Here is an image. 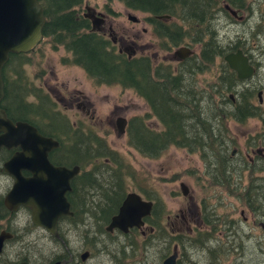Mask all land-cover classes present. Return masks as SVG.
Wrapping results in <instances>:
<instances>
[{"label": "flooded vegetation", "instance_id": "flooded-vegetation-1", "mask_svg": "<svg viewBox=\"0 0 264 264\" xmlns=\"http://www.w3.org/2000/svg\"><path fill=\"white\" fill-rule=\"evenodd\" d=\"M254 2L264 6V0H211L209 21L201 29L208 32L212 40L218 42L217 50L219 51L217 54L212 53L207 58L208 62L204 61L206 58L200 55L202 48L198 38L200 32L188 29L182 21L177 18L174 19L169 14L151 15L143 12L147 14L143 19L134 15L136 21H133L129 18L128 12L127 18L134 23H139L141 28L134 26L127 30L125 27H114L112 22H109L111 18L109 13H115L111 8L104 6V10H101L86 2L87 4L85 3L83 9L85 10L84 13L87 11L86 8L90 7L96 16L94 18L102 19L99 25L100 29L93 30L91 20L87 18L90 20L91 30L103 35L108 33V38L119 53L125 54L128 59H146L150 65L152 76L158 73L165 78L167 71H169V75L174 78L177 77V81L181 83L179 86L181 93L186 95L191 92L193 94L192 106H198L199 94L209 95L211 112L208 116V122L211 126V133L215 136L211 138L210 143L213 154L205 163L201 158V152H192L187 148H180L191 154H197L204 165L203 171L209 176L213 193L217 190V194H211L214 200L201 199L199 205H196L194 201H188L185 206L181 205L178 209L179 213L174 215L172 224L175 228L172 230H168V223L163 220L165 213L167 220L171 218L166 211V206L164 204L158 206L161 201L155 202L152 199H145L141 195L143 199L152 202L150 213L142 218L141 226H132L124 231L115 226L108 227L122 204V202L119 204L115 212V168L112 185L114 198L112 200L93 199L96 194L90 190L88 194L91 199H80L77 187L74 186V181L81 172V168H79L78 173L70 179V190L65 192L72 214L59 216L56 225L57 234L53 235L46 228L33 223L31 208L28 206L19 205L13 210L7 207L4 198L14 182V177L2 170L0 175L10 177L11 183L4 192H0V233L6 231L11 233V236L4 240L0 254L4 251L6 244L14 240L15 230L24 235L25 231H21L19 224H14L18 220L17 214L24 212L28 216L29 225L43 230L50 241L56 246L61 247L62 245L64 249L63 253L55 254L44 264H54L57 261L60 264H94L95 262L99 264V261L100 264H150L149 262L152 263L151 247L161 245L160 243L164 245L165 242V247L161 248L164 251L156 254L158 255L156 264H163L169 256L174 254L175 264L190 262L196 264L189 259L192 248L199 246L201 251L200 247L205 243L207 244L210 239L220 244H226L230 234H236L234 228L240 230L239 238L225 249L226 253L221 254L217 260L213 259L214 264H264V84L255 82L257 77L264 78V46L258 40V31H261L259 28L264 25H256L254 34H249L250 38L222 39L219 35L222 25L223 28L230 26L236 29V36L242 35L240 30L245 28L238 27V25H245L254 15ZM155 21L162 23L157 25L160 31L156 29ZM143 24H146L148 28ZM169 27L174 28L175 31H170ZM217 32V36L220 38L214 36ZM144 35L150 38L144 41ZM152 35L159 39V43H155V40L151 38ZM198 44H200V49L198 53H195L193 47ZM155 46L158 47V50L151 54L148 53V47L152 49ZM180 47L189 48L191 53L187 55L175 54V51ZM160 49L166 54L160 56ZM238 50H241L247 57L248 64L252 67L250 76L239 77L225 59L227 54L235 53ZM200 73L210 75L208 83H203L204 79L199 78ZM230 77L233 79V84L227 83L225 85L227 78ZM168 81L173 85L172 80ZM21 83L22 79L20 84L18 83L15 87L16 90H22L23 102L38 105L40 101L38 89L40 87L33 80H30L28 89L32 90L27 93L28 91H23ZM20 85L21 87H19ZM97 85L113 86L115 84ZM49 90L54 92L58 89ZM251 92L255 93L252 101L247 99V95ZM4 97L7 104L5 111H7L8 116L13 121L29 122L24 119L27 118L25 115L29 113V110H25L23 107L19 109L10 108V94H5ZM59 100L67 101L70 107L81 108L87 115L90 114V119L95 120L94 110L91 109L94 106L93 102L89 100L83 90L73 88L67 95H62ZM146 104L149 108L148 112H150V107L147 102ZM185 105L188 106L189 104L186 102ZM113 112L115 113V109ZM119 118L125 117L119 115L110 121L117 136ZM154 118L156 119V117ZM125 119L127 120V128L129 118ZM249 120H255L256 124L247 130L245 126ZM147 124L149 125V123ZM82 130L86 136L101 137L94 130ZM123 135H126V130ZM58 148L59 146L49 151V161L54 165L72 167L73 165H68L62 161ZM19 149V147H1L0 166ZM219 157L224 160L221 168L226 166V169L224 177L217 181L214 177L221 169L218 166ZM21 173L24 177L31 176L28 170H22ZM83 186L84 184L80 187L83 188ZM75 204L80 206V217L74 216L73 207ZM105 205H110L112 208L103 210ZM75 220H77L76 223L80 222L84 225L82 228L84 234L81 238L82 247L78 250H70L66 246V235L70 229H74L76 224H72V222ZM167 235L171 236V240L166 241ZM155 236L157 238H153ZM152 238L156 240L157 244H153ZM159 250L158 248L156 252ZM240 250L244 251V256ZM251 252L253 256L250 257ZM230 255L232 261L229 260ZM249 257L252 261L248 259ZM96 258L99 259L98 262L95 260ZM21 262L30 264L27 257H22L13 264H20Z\"/></svg>", "mask_w": 264, "mask_h": 264}, {"label": "trees", "instance_id": "trees-1", "mask_svg": "<svg viewBox=\"0 0 264 264\" xmlns=\"http://www.w3.org/2000/svg\"><path fill=\"white\" fill-rule=\"evenodd\" d=\"M38 1L43 7L45 25L43 38L37 46L47 41L54 49L62 47L69 53L68 57L62 58L63 62L82 68L93 84H115L122 88L132 89L148 103L150 112L143 115H133L128 120L126 141L130 147L146 158H158L171 146L182 147L192 152H201V158L205 163L208 162V158L213 154L210 149L211 138L215 136L211 133L209 118L203 117L202 114L207 111L205 105L210 100L209 95L199 94L198 106H192L196 109L195 111L186 107V102L191 105L193 94L189 92L185 95L180 92L181 83L177 81V77L174 78L169 75V71H167L165 78L158 73L152 76L150 65L146 59H128L125 54L117 51L108 37L91 30L90 20L83 16L85 0ZM110 1L113 0H107L108 3L105 4L109 9L111 8ZM117 1L130 10L147 12L151 15L169 14L174 19L177 18L182 21L188 29L199 31L198 38L202 45L200 55L206 58V60L204 59L206 62L212 53L217 54L219 51L217 50L218 42L212 40L208 32L202 31L209 20L211 0ZM154 24L156 29L160 31L157 25L162 23L155 21ZM168 29L175 31L171 27ZM34 49L27 53L10 54L9 60L3 67L4 93L10 94V108L19 109L23 107L25 110H29L27 115L24 114L27 117L24 119L37 126L42 134L51 136L59 142L57 150L61 154L62 161L68 165H78L81 168L78 178L74 181L80 199L83 198L82 195L84 194L80 186L87 183L90 186L89 190L97 196L93 198L112 200L114 198L112 185L115 168L116 212L119 204L128 193L126 192L128 178L133 177L125 157L112 149L105 138L89 137L83 134L81 128H73L59 111L53 109L54 105L48 94L39 93V104L32 105L23 102L22 90H16L15 85L20 84L21 79L23 91L31 92L32 90L28 89L29 82L22 66L30 64L32 61L30 53ZM12 61L13 65H18L20 68L14 69L9 81L6 67ZM168 80H172L173 85ZM226 81L225 85L227 83L233 84L232 78ZM254 95V92L249 93L247 99L252 101ZM6 105L4 98L1 101V107L5 109ZM35 115L38 118H35ZM151 115L156 117L161 124L160 128H151L146 123ZM69 154L70 157H68ZM223 162L224 160L219 157V169ZM88 166L89 169H86ZM225 167L218 170L214 177L215 180L219 181L220 178L224 177ZM142 192L148 199L149 196L150 199H153L149 192L143 190ZM111 208L110 205H105L103 210ZM73 210L74 216L80 217V206L75 204ZM77 220L73 221L72 224H76ZM205 245L206 243L203 247Z\"/></svg>", "mask_w": 264, "mask_h": 264}, {"label": "rangeland", "instance_id": "rangeland-1", "mask_svg": "<svg viewBox=\"0 0 264 264\" xmlns=\"http://www.w3.org/2000/svg\"><path fill=\"white\" fill-rule=\"evenodd\" d=\"M86 2L90 6L97 7L101 10H104L105 4L108 3L107 0H85L83 9ZM109 5L112 11L115 12L109 13L111 16L109 22H112L114 27H125L127 30L134 26L141 28L139 23H134L127 18V13L129 12L135 15L139 19H143L147 14L140 11L129 10L117 0L110 1ZM253 5L254 15L246 22L247 26H245L246 24L238 25V27L241 26V28L246 29L240 30L242 35L236 36V29L230 26L223 28L222 25L219 31V35L222 39L250 38L249 34H254L256 25H264V6L262 7V4L258 5L256 2H254ZM255 6H257L256 10ZM84 11L85 10H83V13ZM143 26L148 28L146 24H143ZM212 27L214 28V25H212ZM259 30L261 31H258V40L261 42L260 44L264 46V26H260ZM217 35L218 32L215 33L214 36ZM104 36L109 37L108 33ZM144 37V41L150 38L147 37V35H144ZM217 37L220 38L219 36ZM151 38L155 40V43H159V39H157L154 35H152ZM157 46L159 47V44ZM158 47L155 46L152 49L148 47L149 49H147V51L151 54L158 50ZM193 49L195 50V53H198L200 44L193 47ZM30 54L32 61L30 64L22 66L28 82L33 80L40 87L38 89V93H50L48 95L54 104L53 109L59 111L73 128L77 129L79 127L81 130L85 129L96 131L98 135L106 139V142L112 149H115V151H118L125 157V160L129 165V171L133 174L132 178H128L126 192L135 191L147 199L148 197L142 192L143 190L151 194L153 201H161L158 206L164 204L166 206L167 213L171 216L170 220L166 219V213L163 217L164 222L168 223V230L175 228L172 221L175 213H179L178 209L181 205L185 206L188 201H194L196 205H199L201 199H213L211 197L213 187L209 182L208 174L203 171L204 165L202 161H200L197 154H191L185 149L171 146L158 158H146L127 144L126 135L117 136L116 131H114L110 124L111 120L116 119L119 115H123L128 119L132 115H143L149 111L145 100L137 95L133 90L122 88L119 85L106 86L93 84L82 68L63 62L62 58L68 57L69 53H67L62 47L54 49L47 41L39 44L33 51H31ZM159 54L161 56V54L164 55L166 53L160 49ZM18 67V65H13V61L7 65L6 73L9 81L11 80L12 72L14 69L20 68ZM199 78L201 80L204 79L203 83L206 84L210 80V75L200 73ZM227 79L230 80L231 78ZM255 82L264 84V78L257 77ZM54 88L58 89L56 90L57 92H51L49 90ZM66 88L68 90L67 92ZM73 88L83 90L89 100L93 102L94 106L91 109L94 110V115L96 116L95 120L90 119V114L87 115L81 108H77L75 106L70 107L67 101L59 100L62 95H67ZM27 93H29V91ZM208 101L205 105L207 111H203V117H208L211 112V106ZM186 107L193 111L196 110L192 107V103ZM114 109L115 113L113 112ZM29 116H31V114H29ZM35 118H38V116L35 115ZM146 123H149L150 126L155 128L160 127L158 120L152 116L146 120ZM255 124V120H249L245 127H247V130H250ZM68 157H70V154ZM86 169H89V166ZM181 182L187 186L186 196L182 194L180 186ZM10 183V177L0 175V192H4ZM89 187V184L84 183L83 188H81L84 193L82 195V199L84 200L91 199L88 194ZM213 194H217V190H215ZM225 200L226 199L224 198V201ZM17 218L18 220L15 221L14 224H19V228L21 231L24 230L25 233L22 235L20 232L15 230L16 235L14 240L7 243L4 251L0 254V264H13L22 257H27L30 264H44L55 254H61L64 252L62 245L61 247L56 246L55 243L50 241V238L43 230L33 228L32 225H29L26 213L20 212L17 214ZM82 228H84V225L77 222L74 229H70L68 231V234L66 235V246L68 249L78 250L82 247L81 238L84 234ZM233 230L236 234H230L226 244H220L217 241L210 239L204 247L203 245L200 247L201 251L199 250V246L192 248L189 254L190 261H194L196 264H214L213 259L217 260L221 254L226 253L225 249L231 246V244L239 238V235L241 234L240 230L237 228H234ZM153 238H157V236ZM169 240H171V236L167 235L166 241ZM152 241L153 244H157L155 239ZM160 244L161 245H154L151 247L150 253L152 263L149 262L150 264H156L155 261L158 258V255L156 254L164 251L161 248H164L165 246L163 243ZM158 248L160 250L159 252H156ZM240 252L244 256V251L240 250ZM251 256H253L252 252L250 257ZM250 257L248 259L252 261ZM95 260H97V262L99 261L97 258ZM229 260L232 261L231 255ZM94 264H96V262ZM186 264L194 263L190 262Z\"/></svg>", "mask_w": 264, "mask_h": 264}, {"label": "water", "instance_id": "water-1", "mask_svg": "<svg viewBox=\"0 0 264 264\" xmlns=\"http://www.w3.org/2000/svg\"><path fill=\"white\" fill-rule=\"evenodd\" d=\"M86 9L84 16L90 18L92 29L99 30L102 19L94 18L90 7ZM128 15L131 20L136 21L133 14ZM44 25L45 15L38 0H0V149L20 148L0 166V171L3 170L14 177V182L4 198L7 207L13 210L19 205L28 206L31 208L33 223L56 235L59 216L72 214L65 192L70 190V179L78 173L79 167L52 164L48 153L59 146V142L42 134L36 126L27 121H13L1 107L4 96L2 71L9 55L32 50L43 38ZM189 53L191 50L186 47L175 51V54L179 55ZM225 59L239 77L251 75L252 67L241 50L227 54ZM126 122L125 118L118 119V136L125 133ZM22 170H28L31 176L24 177ZM180 186L182 193L187 194V186L183 182ZM151 206L152 202L143 199L141 194L128 192L108 227L115 226L124 231L132 226L139 227L143 223L142 218L150 213ZM10 236L11 233L6 231L0 233V252L4 240ZM163 264H175V254L169 256Z\"/></svg>", "mask_w": 264, "mask_h": 264}, {"label": "bare ground", "instance_id": "bare-ground-1", "mask_svg": "<svg viewBox=\"0 0 264 264\" xmlns=\"http://www.w3.org/2000/svg\"><path fill=\"white\" fill-rule=\"evenodd\" d=\"M41 5V4H40ZM41 7H42V5H41ZM43 8V7H42ZM4 96H5V93H4ZM3 96V98L2 99H4L5 97ZM74 166H78V165H73L72 167H74ZM67 167V166H66ZM79 167V166H78ZM71 168V167H70ZM80 168V167H79Z\"/></svg>", "mask_w": 264, "mask_h": 264}]
</instances>
